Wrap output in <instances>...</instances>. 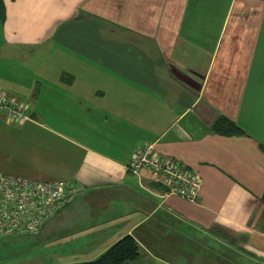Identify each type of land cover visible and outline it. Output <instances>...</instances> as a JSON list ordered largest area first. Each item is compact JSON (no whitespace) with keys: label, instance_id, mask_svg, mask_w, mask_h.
Masks as SVG:
<instances>
[{"label":"crops","instance_id":"1","mask_svg":"<svg viewBox=\"0 0 264 264\" xmlns=\"http://www.w3.org/2000/svg\"><path fill=\"white\" fill-rule=\"evenodd\" d=\"M2 1L0 95L32 117L6 129L20 163L0 172L80 191L37 246L84 263L131 235L127 264H264V0ZM219 116L246 136L216 133ZM147 146L200 177L195 202L128 170Z\"/></svg>","mask_w":264,"mask_h":264},{"label":"built area","instance_id":"2","mask_svg":"<svg viewBox=\"0 0 264 264\" xmlns=\"http://www.w3.org/2000/svg\"><path fill=\"white\" fill-rule=\"evenodd\" d=\"M25 105L0 95V113L9 120L26 119ZM146 169L157 178L166 196L188 202L198 198L201 179L198 175L151 154L150 146L139 149L128 166L132 173ZM72 182H45L18 178L0 172V239L38 237L44 227L69 207L80 195Z\"/></svg>","mask_w":264,"mask_h":264},{"label":"rangeland","instance_id":"3","mask_svg":"<svg viewBox=\"0 0 264 264\" xmlns=\"http://www.w3.org/2000/svg\"><path fill=\"white\" fill-rule=\"evenodd\" d=\"M127 4L124 0H119V5ZM134 14H132V19H135ZM238 27L244 28L246 25H242V22H237ZM251 26L253 24H249V31H251ZM241 33L238 32L237 36L239 38L245 39L248 34L251 32ZM257 39L260 37V41L264 39V25L263 28L258 30L256 36ZM256 54L259 55L261 52V45H259L258 49H256ZM36 53L31 52L30 50H20V54L18 55L23 57H31L35 56ZM16 69L18 65H16ZM251 64L248 63L247 70L250 68ZM20 67V66H19ZM11 68V63L8 61L2 62L0 60V77L3 79H12V75L9 76L8 73ZM24 70V68L22 67ZM258 72L264 74V59L261 60L258 64H255V67L252 73ZM49 75V74H48ZM48 75L42 76L45 78V82H47ZM252 78V77H251ZM49 85H52L49 83ZM254 89H257V85L254 86ZM93 101L96 99L93 97ZM1 118H3L0 115ZM0 118V169L1 166L5 163H10L11 165H16L15 168L19 167V155L14 158V151L11 149L12 143L9 142L6 134H12L10 131L6 129L18 128L19 124L12 123L10 125L4 124L2 119ZM22 125V124H21ZM5 130V133H3ZM31 132L30 130H28ZM18 154H19V150ZM15 175H19L16 172ZM38 245V237H25V238H5L0 239V264H62L66 259L70 258V250L68 248H47L43 249ZM240 261L238 259H235ZM234 261V260H233ZM64 264V263H63Z\"/></svg>","mask_w":264,"mask_h":264},{"label":"trees","instance_id":"4","mask_svg":"<svg viewBox=\"0 0 264 264\" xmlns=\"http://www.w3.org/2000/svg\"><path fill=\"white\" fill-rule=\"evenodd\" d=\"M4 19H5V14H4L3 1L0 0V20L3 22ZM62 78L64 80L65 76H62ZM25 109L26 110H24V113L26 119H22V120H15V119L9 120L5 114L3 115L0 113V115L5 116L9 121L15 124L21 125L27 122V120H29L30 117H32V114H29V108L27 109L26 105H25ZM215 132L223 136H246L242 128H240L234 121L230 120L225 116L217 117L215 121ZM37 181H42V180H37ZM45 182H52V181H45ZM54 182H58V181H54ZM66 182H70V181H66ZM74 187L78 188L76 185ZM263 200H264V195H263ZM140 257H141V248L139 244L131 235H126L117 242H115L112 246H110L96 259L89 262L74 263V264H127L130 262L137 261Z\"/></svg>","mask_w":264,"mask_h":264}]
</instances>
